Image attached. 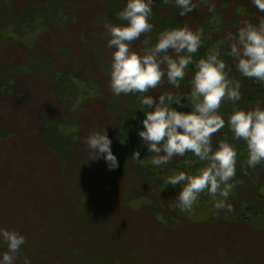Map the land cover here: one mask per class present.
<instances>
[{
    "label": "rangeland",
    "instance_id": "374dc122",
    "mask_svg": "<svg viewBox=\"0 0 264 264\" xmlns=\"http://www.w3.org/2000/svg\"><path fill=\"white\" fill-rule=\"evenodd\" d=\"M193 2L199 6L181 16L172 3L154 0L153 31L135 41L133 51L142 52L149 37L154 45L162 31L202 28L204 41L193 59L219 45L229 78L241 82L242 99L225 103L223 118L258 102L264 109V85L240 75L224 42L245 21L258 26L264 13L252 0ZM126 4L0 0V229L26 238L15 264L25 257L31 264H264V165L247 168L246 143L233 140L227 124L213 137L214 150L225 136L238 150L235 181L242 183L227 200L235 211L216 209L204 192L193 211L181 212L176 198L183 185L165 181L181 171L195 175L205 163L188 153L156 167L138 134L144 95L158 100L172 92L184 98L183 107H172L192 111L186 98L195 64L179 89L165 77L146 94L112 93L114 49L107 47L104 25H126L118 18ZM91 131H106L118 169L109 171L103 157L91 161ZM136 152L140 161L132 159ZM7 250L0 241V259Z\"/></svg>",
    "mask_w": 264,
    "mask_h": 264
},
{
    "label": "clouds",
    "instance_id": "9594fccd",
    "mask_svg": "<svg viewBox=\"0 0 264 264\" xmlns=\"http://www.w3.org/2000/svg\"><path fill=\"white\" fill-rule=\"evenodd\" d=\"M165 3L180 8L181 16L192 13L199 6L193 0H165ZM252 3L264 13V0H252ZM153 7L154 0H127L126 7L118 13V18L126 21V25L105 23L109 36L107 47L114 49L109 87L117 97L146 94L163 86L166 77L169 84L179 89L187 76V69L195 64L197 70L191 80L190 95L186 98L192 111L186 113L172 107L173 104L184 106L181 103L184 98L172 92L160 95L158 100L144 95L140 103L147 109L144 111L146 118L142 121L144 130L138 134L148 151L154 154L151 164L156 167L167 165L175 157H185L188 153L205 163L206 166L198 169L195 175L181 171L165 181L173 187L183 185L176 198V206L181 212L193 211L204 192L216 209L234 212L233 205L227 200L236 184L242 183L235 181L238 150L228 142L227 136L214 150L213 137L227 124L233 133L232 139L243 140L247 145V159L244 161L247 168L264 165V109L258 102L254 108L234 110L227 121L223 118L221 107L228 102L236 104L242 99L241 82L229 78L232 69L221 59L219 45L210 49L206 58L198 62L193 59L204 41L202 28L193 31L185 25L165 30L154 45H151L149 37L143 40L145 47L142 52L133 51V43L153 31L154 25L150 22ZM208 10L214 12L215 4ZM224 42L229 43L230 55L235 59L240 75L264 85V19L258 26L243 22L237 33H227ZM86 143L94 154L91 161L103 157L109 171L119 168L118 158L112 151V140L106 131H91ZM132 159L140 161V153H134ZM185 163L191 164V161ZM218 196L222 199L217 200ZM0 241L8 249L3 253L0 264H15L26 238L18 231L0 229ZM23 264H31V261L25 257Z\"/></svg>",
    "mask_w": 264,
    "mask_h": 264
},
{
    "label": "trees",
    "instance_id": "16d2710c",
    "mask_svg": "<svg viewBox=\"0 0 264 264\" xmlns=\"http://www.w3.org/2000/svg\"><path fill=\"white\" fill-rule=\"evenodd\" d=\"M258 90V89H257Z\"/></svg>",
    "mask_w": 264,
    "mask_h": 264
}]
</instances>
